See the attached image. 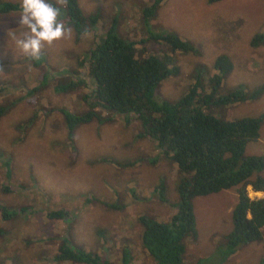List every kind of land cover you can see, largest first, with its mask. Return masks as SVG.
<instances>
[{
  "label": "rangeland",
  "instance_id": "1",
  "mask_svg": "<svg viewBox=\"0 0 264 264\" xmlns=\"http://www.w3.org/2000/svg\"><path fill=\"white\" fill-rule=\"evenodd\" d=\"M0 1L22 6V0ZM152 1L77 0L84 15H99V27L109 29L116 18V30L124 39H149L151 33L167 31L197 49L196 55L171 54L151 40L145 44L161 60L170 56L171 67L178 69L158 87L160 102H177L198 81L207 89L220 54L233 63L221 94L264 84V41L252 46L255 35L264 30V0H165L157 15L145 22L143 10ZM49 2L60 9L65 35L44 44L39 59L16 46L15 40L29 31L20 24L21 12L0 14V106L7 109L0 120V206L8 214L3 219L0 213V264H72L56 260L63 244L97 254L108 264H121L123 252L132 264H156L144 253L137 219L168 223L177 212L176 185L182 177L165 159L149 165L156 158L153 142L136 139L139 125L125 127L121 116L110 112L102 113L109 120L84 130L80 126L73 141L68 140L60 110L82 114L88 108L75 103L74 94L54 96L53 87L76 79L75 64L93 37L88 34L75 42L73 30L66 26L65 0ZM208 111L224 121L261 117L260 138L247 144L244 156L264 158V93L256 100ZM260 176L264 178V170ZM247 194L251 200L264 198L250 187ZM192 202L197 237L195 242L185 240L183 264H264V236L221 261L223 237L233 226L235 190ZM51 210L65 211L64 221L48 220Z\"/></svg>",
  "mask_w": 264,
  "mask_h": 264
},
{
  "label": "trees",
  "instance_id": "2",
  "mask_svg": "<svg viewBox=\"0 0 264 264\" xmlns=\"http://www.w3.org/2000/svg\"><path fill=\"white\" fill-rule=\"evenodd\" d=\"M221 1L208 0L209 4ZM164 2L153 0L144 8L145 22L157 15ZM21 11L22 6L18 4L0 1L2 15ZM65 11L66 26L73 30L75 42L88 34L93 37L92 45L75 64L76 79L69 78L65 84L53 87L54 96L74 94L75 103L88 108L82 114L60 110L68 140L73 141L74 132L80 126L84 130L93 123L101 125L109 120L102 113L110 112L121 116L125 127L132 122L139 125L141 130L136 139L153 142L156 158L147 162L149 165L157 166L165 159L177 167L182 177L176 185L177 212L168 223L145 216L137 219L144 253L156 264H183L185 240L195 242L197 237L193 199L229 190H235L237 203L232 211V230L223 237L219 251L221 261L229 260L241 246L261 242L264 198L251 200L247 187L254 193L264 194V178L260 176L264 158L245 157L244 152L248 143L259 140L262 118L224 121L208 110L256 100L264 93V84L252 91L240 86L228 94H221L223 79L233 70V63L228 55L220 54L214 60L216 74L207 81V89L204 90L202 82L198 81L177 102H160L156 97L158 87L177 75L178 69L171 67L173 59L170 56L165 55L161 60L145 44L151 40L168 48L171 54L196 55L198 51L190 42L167 31L151 33L149 39H124L116 30V18L109 29L99 27V15H84L77 0H65ZM263 41L264 30L255 35L252 46ZM137 46L141 47L140 51ZM83 89L87 92H82ZM6 111L0 106V120ZM162 181L158 184L161 191ZM108 207L117 209V206ZM0 213L3 219L8 216L1 206ZM66 214L63 210H51L46 218L64 221ZM56 260L72 264H108L97 254L80 248L70 249L65 244L58 249ZM121 264H132L126 252L121 255Z\"/></svg>",
  "mask_w": 264,
  "mask_h": 264
},
{
  "label": "clouds",
  "instance_id": "3",
  "mask_svg": "<svg viewBox=\"0 0 264 264\" xmlns=\"http://www.w3.org/2000/svg\"><path fill=\"white\" fill-rule=\"evenodd\" d=\"M59 15L60 9L49 0H22L20 24L29 31L24 38L15 40L17 48L32 59H39L44 44L52 45L65 35Z\"/></svg>",
  "mask_w": 264,
  "mask_h": 264
},
{
  "label": "crops",
  "instance_id": "4",
  "mask_svg": "<svg viewBox=\"0 0 264 264\" xmlns=\"http://www.w3.org/2000/svg\"><path fill=\"white\" fill-rule=\"evenodd\" d=\"M232 72V71H231ZM138 164V163H137ZM137 164H135V166L137 165ZM257 194H259V193H257Z\"/></svg>",
  "mask_w": 264,
  "mask_h": 264
}]
</instances>
